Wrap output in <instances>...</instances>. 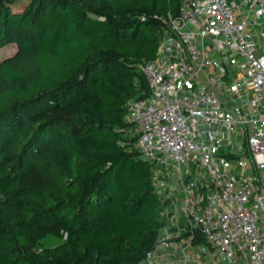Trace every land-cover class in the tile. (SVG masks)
Instances as JSON below:
<instances>
[{
    "label": "trees",
    "instance_id": "16d2710c",
    "mask_svg": "<svg viewBox=\"0 0 264 264\" xmlns=\"http://www.w3.org/2000/svg\"><path fill=\"white\" fill-rule=\"evenodd\" d=\"M106 1L99 18L86 0H26L18 9L0 0V49L16 46L0 60V264H139L165 226L152 163L128 150L136 136L124 137L127 102L150 89L139 66L106 43L141 33L124 15L134 6L177 16L181 3ZM138 41L157 47L146 33ZM25 57L32 73L15 67ZM65 190H73L66 199L28 212L25 196ZM47 235L62 242L43 247ZM191 241L204 238L196 230Z\"/></svg>",
    "mask_w": 264,
    "mask_h": 264
},
{
    "label": "built area",
    "instance_id": "2783aa9c",
    "mask_svg": "<svg viewBox=\"0 0 264 264\" xmlns=\"http://www.w3.org/2000/svg\"><path fill=\"white\" fill-rule=\"evenodd\" d=\"M170 22L178 39L142 68L150 94L126 104L135 144L144 159L172 166L179 212L191 238L202 234L201 253L212 247L225 264H264V188L243 171L234 175V166L214 154L220 147L242 151L246 143L254 166L264 170V0H192ZM212 54L220 57L216 67L231 65L240 74L226 90L245 113L228 114L211 87ZM238 127L244 139L237 144ZM170 240L159 238L145 264H186L153 259Z\"/></svg>",
    "mask_w": 264,
    "mask_h": 264
},
{
    "label": "rangeland",
    "instance_id": "374dc122",
    "mask_svg": "<svg viewBox=\"0 0 264 264\" xmlns=\"http://www.w3.org/2000/svg\"><path fill=\"white\" fill-rule=\"evenodd\" d=\"M16 3L13 5L15 9H18L22 6L23 3L26 2V0H14ZM87 3L91 7L90 16L92 17H101V13L108 7V2L106 0H86ZM123 2V0H122ZM179 3H181V6L184 3H188V5H192V0H178ZM125 16L127 17H133L137 21H139V33L138 36L134 37H125L123 35V31L119 32L116 38L109 39L107 41V49L110 53H113L117 58L120 60H128L135 64H137L142 71V68L146 63L149 61H153L163 55V51L169 46L170 42H174V40L178 39L175 31L173 30L171 26L170 19L175 18L176 16L169 12L167 16H162L160 14H148L145 10L136 8L135 6L132 8L130 12H125ZM154 22L156 25L155 27H146L142 26L140 23L145 22ZM264 32V28L262 29ZM131 31V30H130ZM130 31H127V33H131ZM142 33H146L149 35V37H153L157 40V47L156 49V55L152 57V50L151 48H147L145 45L142 46L141 43L138 41V37L142 35ZM153 35V36H152ZM137 37V38H136ZM16 46L14 44H8L0 49V60L5 56H11L15 52ZM210 64V63H209ZM15 67L18 72L22 74H29L32 73L34 70V64L33 61L25 57L23 60L15 64ZM213 68V67H212ZM220 71H213L212 76L216 79L218 78V73ZM138 80H136L137 82ZM217 82V81H216ZM228 84V83H227ZM226 84V85H227ZM149 86V85H148ZM215 88H219L218 86H214ZM222 90L224 88L222 87ZM142 91H139L137 95H140ZM83 99V98H81ZM79 99V100H81ZM238 104V102H236ZM234 106V105H233ZM126 121L127 118H126ZM129 122V121H128ZM135 136L134 128L129 127V130H127L124 133V137L130 138ZM129 151H134L137 153L138 156L144 157L143 150L133 143H129L128 145ZM222 157L225 158H232L234 160H240L239 164H237L241 170H243L246 175L253 176V178L258 180L257 184H259L260 189L262 188L264 182V170H259L256 168L253 164V162L250 160V153L246 146V143L242 145V151H236L234 152H225L222 154ZM86 158V157H85ZM152 163V169H151V181L154 187V190L157 192V194L161 197L162 201L163 199L168 200L165 195L173 196L177 192L179 179L177 175L173 174V168L170 164H160V159H150L149 160ZM81 160L80 159H74L72 161L74 170L78 168L80 165ZM74 174L70 175L72 178ZM262 181V182H261ZM73 190H65L64 194L61 196L53 194V192H48L45 194L44 197L41 199H38L33 196H25L26 200V207L28 208V212L31 209H34L37 205H51L53 203H56L60 200L66 199L69 192H72ZM162 210V207L159 208V211ZM264 215V213H263ZM259 224L262 225L264 229V223L262 220L259 221ZM186 234V232H185ZM62 242V239H59L57 237L47 235L42 240L43 247H53L57 244ZM37 253H41V250H37Z\"/></svg>",
    "mask_w": 264,
    "mask_h": 264
},
{
    "label": "crops",
    "instance_id": "0c3cea01",
    "mask_svg": "<svg viewBox=\"0 0 264 264\" xmlns=\"http://www.w3.org/2000/svg\"><path fill=\"white\" fill-rule=\"evenodd\" d=\"M219 55L212 54L211 59L212 63L210 62L211 69L210 74L211 77H209L212 80H214L216 83L211 87H213L216 91L220 92V97L223 101V107L226 110V112L230 115H234L237 113H245L242 108V101L236 97L235 94L229 93L226 90V84L230 83L233 77L238 78L239 73L235 68H231V65H224L220 66L219 68L216 67L215 61L219 59ZM213 67V68H212ZM213 71H220L218 73V78H214L212 76ZM239 85L242 87V83L239 82ZM214 86H218L219 88H215ZM222 87L224 90H222ZM232 100H235L232 102ZM238 102V104L236 103ZM234 105V106H233ZM264 125V123H263ZM244 139L242 130L240 127H238V134L235 136V142L240 143ZM226 152V149L219 148L217 151L214 152L215 156L221 161H224L228 165L234 166L235 169H232V172L234 175H236L239 171H243L240 169V167L237 165L239 164L240 160H234L232 158H225L222 157V154ZM192 173L194 172V175L198 176V179L202 180L201 172H197L195 167L192 168ZM185 172L187 169H184ZM188 172V171H187ZM244 172V171H243ZM245 173V172H244ZM246 175V173H245ZM251 177L254 187L259 189V184H257L258 180L255 181L253 176ZM200 180V181H201ZM262 182V181H261ZM262 188H264V182ZM168 200L163 199L162 201V211L161 215L163 216L165 220V226L161 229L159 238L169 236L170 237V247L169 248H161L158 250V252L154 255V260H174L176 262H181L185 260L186 264H225L217 255L216 250H214L212 247L209 248V253L203 254L199 251V245L202 243H193L191 241V236L189 233V228L187 226V223L185 221V218L182 216V214L179 212V200L180 195L178 192L175 193L173 196L165 195ZM263 228V227H262ZM187 233L184 235V233ZM146 261H142L139 264H145Z\"/></svg>",
    "mask_w": 264,
    "mask_h": 264
}]
</instances>
